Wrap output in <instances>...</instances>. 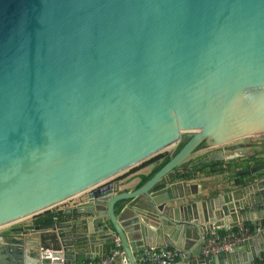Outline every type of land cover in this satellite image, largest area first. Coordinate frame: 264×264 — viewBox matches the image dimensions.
Wrapping results in <instances>:
<instances>
[{
  "label": "water",
  "instance_id": "95a60500",
  "mask_svg": "<svg viewBox=\"0 0 264 264\" xmlns=\"http://www.w3.org/2000/svg\"><path fill=\"white\" fill-rule=\"evenodd\" d=\"M184 137L144 185L119 191L112 179ZM255 138H264V0H0V227L89 192L53 223L0 233V264L103 259L116 236L137 264L135 251L156 246L151 231L115 208L142 195V219L184 264H252L260 252L237 261L238 251L264 236V218L255 238L216 258L203 238L245 222V208L264 210V178L241 202L236 191L194 199L197 184L175 170L202 143L245 150L252 143L233 142ZM170 226L187 228L195 259Z\"/></svg>",
  "mask_w": 264,
  "mask_h": 264
},
{
  "label": "crops",
  "instance_id": "0c3cea01",
  "mask_svg": "<svg viewBox=\"0 0 264 264\" xmlns=\"http://www.w3.org/2000/svg\"><path fill=\"white\" fill-rule=\"evenodd\" d=\"M252 143V146L245 149V150H234V151H228L225 150V146L220 147H212L208 144H205L201 148L197 149L186 161H184L183 165L185 168V172L189 175V177L184 178L180 177V181H185L187 184H197V189L199 191L198 195L194 197V199H209L215 196H218L222 193H229L230 191H236L235 197L236 201H244V199L252 194L254 190L256 189H250L252 186V183L259 181L260 179L264 178V170L258 172V174H247L246 171L251 166L255 164H261L264 163V154L263 156L256 155V151H263L264 150V138L259 139H253L252 141H249ZM246 154L245 157H241L242 155ZM144 163V162H142ZM138 164L131 169L123 172L122 174L116 176L112 181L120 182L121 185L119 186V191L125 192V191H134L141 187L143 183V177L148 176L152 173V171L157 167V165L160 162H153L150 164ZM177 170H175V174H177ZM181 173V171H180ZM179 176V175H178ZM142 184V185H141ZM189 187V186H188ZM158 188V187H157ZM155 188L154 190H156ZM189 190V188H188ZM88 194L89 192H84L79 195H76L64 202H62L59 206H57L54 210L57 212L59 209H68L75 207L77 204L88 201ZM148 201V198L146 195H142L136 198L128 199V200H122L119 201L116 205V214L118 218L121 220V222H124L126 225L130 223L129 220L139 217L140 222L139 224H143L146 226L147 229H150L151 231V238L148 239L150 241H154L156 248H171L177 250V252L181 251L180 249H176L170 245H166L168 242H165V238H163V233L161 231V227L155 226V224H151V222H145L142 219V213L140 211V208L143 206L142 204L144 202ZM202 207V206H201ZM246 214L244 216H241L242 219L245 220V222L240 223L238 226L230 228L228 231H226L223 227H215L211 229L210 234H218V235H224L227 232L231 230H235L240 226H245L249 229L251 232V238H255L257 233L261 229V222L264 218V210L258 211L254 207H248L243 209ZM58 213V212H57ZM239 215V212H237ZM35 216L25 218L15 224L12 225H5L0 227V233L7 232L11 227L21 225V224H41L37 223L35 221ZM58 214V218H59ZM57 220V218H56ZM55 222V221H53ZM105 224L109 228H113L109 219H106ZM45 225V224H41ZM182 227H173L168 229L171 230V234L168 235L172 236L174 234L173 229L178 230L179 234L178 236H183L182 245L185 246V251L182 252L183 255H188L190 259H195L196 256H194L191 252V250L196 247L197 244H193L190 241L184 242V236L186 238L187 235V228ZM210 234H206L210 235ZM116 236V235H115ZM167 237V236H166ZM116 236V240H117ZM172 238V237H171ZM249 238V239H251ZM116 240L113 242H109L108 244L103 245V258L108 257H114V262L116 264H121V257L117 256L115 254L117 251H121L125 254L124 249L122 248L121 243L119 245L116 244ZM204 242V240H203ZM3 238L0 236V245H3ZM204 248V245H203ZM243 248V247H242ZM241 248V249H242ZM253 251L258 254H260L254 259L252 264H264V236L261 237L259 240L252 241L251 244H249L247 249H244L243 251H238L240 253V257L237 258L239 260L246 259L248 255L253 253ZM139 251L134 252L135 260L137 264H144L141 261L137 259V253ZM204 254V252H203ZM205 255V254H204ZM218 254L214 255H208L213 256L212 258H216ZM207 256V255H205ZM0 257H4L3 249L0 246ZM228 259V258H227ZM227 259L224 258L223 261L227 263ZM88 262L84 261L81 264ZM185 262H181L180 257L178 256L177 259L173 264H184ZM211 264V261H209ZM131 264V263H130ZM216 264H221L220 261H217Z\"/></svg>",
  "mask_w": 264,
  "mask_h": 264
},
{
  "label": "built area",
  "instance_id": "2783aa9c",
  "mask_svg": "<svg viewBox=\"0 0 264 264\" xmlns=\"http://www.w3.org/2000/svg\"><path fill=\"white\" fill-rule=\"evenodd\" d=\"M251 232L245 226H240L235 230H231L224 235L210 234L204 236V248L203 252L205 255H214L220 252H231L237 246L244 243L246 240L251 238ZM116 244L120 242L117 238ZM115 254L121 257V264H130L128 258L121 251H117ZM179 253L175 249L163 247H147L140 250L137 253V259L144 264H173ZM83 264H116L114 257H108L103 259L90 260Z\"/></svg>",
  "mask_w": 264,
  "mask_h": 264
},
{
  "label": "trees",
  "instance_id": "16d2710c",
  "mask_svg": "<svg viewBox=\"0 0 264 264\" xmlns=\"http://www.w3.org/2000/svg\"><path fill=\"white\" fill-rule=\"evenodd\" d=\"M188 141L187 138H184L183 140H181V142H179L177 149L174 153H168V152H164V153H160L146 161H144V164H150L153 162H160L157 167L152 171V173L148 176L143 177V183L147 182L156 172H158L176 153H178L181 148L185 145V143ZM206 143H202L199 147L201 148L202 146H204ZM177 175H179V177H184V178H188L189 175L187 174V172H185V168L184 165L182 164L181 166H179L177 169ZM181 171V173H180ZM141 184V185H142ZM35 221L37 223H41V224H50L53 223V221L56 220V218H58V213L54 210V209H50L47 211H44L40 214L35 215Z\"/></svg>",
  "mask_w": 264,
  "mask_h": 264
},
{
  "label": "rangeland",
  "instance_id": "374dc122",
  "mask_svg": "<svg viewBox=\"0 0 264 264\" xmlns=\"http://www.w3.org/2000/svg\"><path fill=\"white\" fill-rule=\"evenodd\" d=\"M184 138H186V137H184ZM183 138V139H184ZM182 139V140H183ZM255 139H259V138H255ZM244 140H253V139H244ZM240 141H243V139L242 140H240ZM181 142V141H180ZM236 142H238V141H235V142H233V144L234 143H236ZM178 144H179V142H176V143H174V144H172V145H170L164 152H168V153H174L175 151H176V149H177V146H178ZM163 152V153H164ZM60 205V204H59ZM59 205H57V206H59ZM57 206H54L53 208H51V209H55Z\"/></svg>",
  "mask_w": 264,
  "mask_h": 264
},
{
  "label": "flooded vegetation",
  "instance_id": "af4514ba",
  "mask_svg": "<svg viewBox=\"0 0 264 264\" xmlns=\"http://www.w3.org/2000/svg\"><path fill=\"white\" fill-rule=\"evenodd\" d=\"M250 140H243V141H239V142H236V143H241V142H244V143H251V142H249ZM252 141V140H251ZM236 143H234V144H236Z\"/></svg>",
  "mask_w": 264,
  "mask_h": 264
}]
</instances>
